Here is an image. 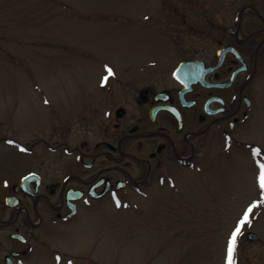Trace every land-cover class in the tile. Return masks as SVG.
Returning <instances> with one entry per match:
<instances>
[{"label":"flooded vegetation","instance_id":"obj_1","mask_svg":"<svg viewBox=\"0 0 264 264\" xmlns=\"http://www.w3.org/2000/svg\"><path fill=\"white\" fill-rule=\"evenodd\" d=\"M158 2L144 21L159 23L169 45L162 63L103 82L74 114L49 101L47 135L38 128L24 141L0 136L33 155L0 192V264L46 257L99 264L91 253L60 249L55 238L105 202H127L126 193L192 192L178 181L201 173L216 147L239 145L264 159V147L240 137L264 78V0Z\"/></svg>","mask_w":264,"mask_h":264},{"label":"rangeland","instance_id":"obj_2","mask_svg":"<svg viewBox=\"0 0 264 264\" xmlns=\"http://www.w3.org/2000/svg\"><path fill=\"white\" fill-rule=\"evenodd\" d=\"M158 1L0 0V136L24 141L38 128L47 135L49 101L74 114L81 102L100 95L103 82L138 72L142 63H162L169 45L159 23L144 21L157 13ZM257 88L256 115L240 137L264 147V78ZM253 152L234 144L216 147L201 173L178 181L192 192L159 187L146 196L126 193L127 202H105L100 213L53 243L91 253L99 264H229L230 237L247 212L233 258L235 264H264V188L256 177L264 159ZM32 156L0 141V192ZM91 262L46 257L22 264Z\"/></svg>","mask_w":264,"mask_h":264},{"label":"snow or ice","instance_id":"obj_3","mask_svg":"<svg viewBox=\"0 0 264 264\" xmlns=\"http://www.w3.org/2000/svg\"><path fill=\"white\" fill-rule=\"evenodd\" d=\"M109 72H111V68L108 69ZM256 152L259 153L260 149H256ZM262 171L260 173V186L261 188H264V163H261L260 165ZM249 211H251V209H249ZM249 220V216L248 213L246 212L243 217L238 221L237 225L235 226L232 235L230 237V248H229V256H228V260H229V264H235V260L233 258V251L235 249V245H236V237L241 233L242 228L244 227V225L247 223V221Z\"/></svg>","mask_w":264,"mask_h":264},{"label":"water","instance_id":"obj_4","mask_svg":"<svg viewBox=\"0 0 264 264\" xmlns=\"http://www.w3.org/2000/svg\"><path fill=\"white\" fill-rule=\"evenodd\" d=\"M30 178H31V176L24 178L23 181H22V183H23V182H27L28 179H30ZM22 183H21V184H22ZM247 237H248L250 240H255V239L257 238L256 234H254L253 232H249V233L247 234Z\"/></svg>","mask_w":264,"mask_h":264}]
</instances>
